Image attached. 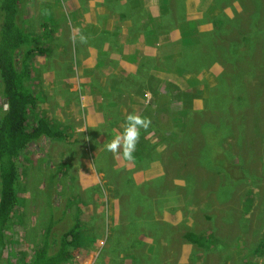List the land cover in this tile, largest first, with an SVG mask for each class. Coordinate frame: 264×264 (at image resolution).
Instances as JSON below:
<instances>
[{
  "label": "rangeland",
  "instance_id": "rangeland-1",
  "mask_svg": "<svg viewBox=\"0 0 264 264\" xmlns=\"http://www.w3.org/2000/svg\"><path fill=\"white\" fill-rule=\"evenodd\" d=\"M86 1L79 0L81 10ZM73 5L20 0L19 21L45 48L28 61L37 98L29 121L56 107L67 136L22 152L3 261L29 259L52 219L54 240L80 225V252L66 264H264V0H169V13L163 0H103L118 20L107 36L96 34L111 31L101 15L86 17ZM180 20L198 30L191 39L200 55L212 38L206 66L168 71L186 60L179 49L188 28ZM123 23L140 36L133 46H126ZM103 48L114 58L108 75L94 62ZM127 54L136 64L133 81L117 69ZM143 55L163 67L138 64ZM105 84L133 93H108L117 102L100 111ZM58 99L79 111L70 117ZM118 103L131 109L115 123ZM5 109L0 88V116ZM133 112L152 123L141 131L140 157L128 161L105 145ZM100 114L103 124L88 126ZM187 232L203 235V245L187 241Z\"/></svg>",
  "mask_w": 264,
  "mask_h": 264
},
{
  "label": "trees",
  "instance_id": "trees-1",
  "mask_svg": "<svg viewBox=\"0 0 264 264\" xmlns=\"http://www.w3.org/2000/svg\"><path fill=\"white\" fill-rule=\"evenodd\" d=\"M163 1L166 12L169 13V0ZM19 7L20 0H0V88L3 101L6 104V109L0 116V264H66L70 259L76 257L81 249L80 225L77 220L59 234L56 240L50 236L49 231L52 224H49L44 243L33 250L29 259L20 258L16 262L2 260L4 251L9 245L5 240L4 232L13 217V211L17 204L15 181L18 174L16 164L22 152L32 142L43 138L53 140L66 138V131L62 127L59 128L55 124L49 123L39 114H36L31 123L29 121V115L35 110L37 98L28 86L30 82L28 61L32 54L43 52L45 48L36 45L38 36L31 34L28 27L19 21ZM257 20L258 15L254 14L253 22L256 23ZM180 22L181 20L178 23ZM181 23L186 24L188 29L181 30L183 49H179V57L185 55L186 60L183 64L177 63L173 67H168V71H175L178 66L184 71H193V67L206 66L208 58L214 55L213 47L215 45L212 38L208 36L204 52L200 55L202 48L191 39V31L192 29L197 30L196 27L190 22ZM42 26L43 37H48L51 33L49 26L47 24ZM199 55L201 62L192 61ZM153 60V57L149 56L146 57L145 62ZM150 67L159 69L163 66L151 62ZM186 117L188 120L192 118V116L188 117V114ZM187 124L185 123L186 126ZM135 154L136 157H140L138 149ZM184 237L187 241L198 246L203 245L205 238L203 235L193 232L185 233Z\"/></svg>",
  "mask_w": 264,
  "mask_h": 264
},
{
  "label": "crops",
  "instance_id": "crops-1",
  "mask_svg": "<svg viewBox=\"0 0 264 264\" xmlns=\"http://www.w3.org/2000/svg\"><path fill=\"white\" fill-rule=\"evenodd\" d=\"M98 3L102 4L103 0H87L85 5H84V7L86 5H88L87 6L88 8H83L81 10V8H80L81 3L79 2V0H74V5L73 6L77 7L80 10V12L86 17L87 16H91V15H95V16H100L101 15V18H103L106 21V23L109 25V29L111 31L98 29L96 31V34L101 33L102 35H106L107 36V35H109V33H111V32L116 30V28L118 27V20L114 17L113 13L110 12V10H107L108 8L106 7V5H101V4H98ZM105 15H107V16H105ZM87 23H92V22L89 21ZM121 33H123L127 37V39L125 40V43H126L127 47L130 46V45L133 46L132 44L136 43L134 41H136L138 39V37H140V36H137L136 39L134 38L133 33H132V29H131V24L123 23L121 25ZM138 33L139 32H136V34H138ZM132 36H133V38H131ZM105 51H106V48H103L101 51L97 50V52L99 54V59L97 60L95 58L94 62L97 64V66H99L100 71L103 72V74H104V72L107 71L106 75H108V74L112 73V69L113 68L111 67V64H113V61L111 59H114V58L111 56V54L107 55ZM145 55H149V54H145ZM126 56H127V58H126L125 63L124 64L120 63V65L117 66V69L120 67V69H122V71L125 74V78L126 79L132 78V81H133L134 77H135V74H136V72H135L136 64H135L133 59H131V60L129 59L128 54ZM95 57H97V53H95ZM147 57H149V56H147ZM141 59L142 60L139 59L137 61L138 64L140 62L146 61V60H144L145 59L144 55L142 56ZM94 66H96V65H94ZM137 68H138V65H137ZM105 86H106V88L104 90V94H106L107 96H105L102 99V101H100L99 104L97 105V108H99L100 111H104L105 108H106V105H109L110 103L117 102L116 100H113L111 102V99H110V96H108V93L112 92L113 94H117V95L118 94H122L127 99L130 98V96H131V94L129 92L133 93V91H130L129 88H128V92H127V90H125L123 88H120V87L111 88L110 85H107V84H105ZM99 90H101V89H99ZM100 93L101 92H98V94H100ZM57 102H58L59 106H62L64 108V110H66L67 112H71L70 117L71 116L73 117L75 115V112L79 111V108L75 107L72 104H68V106H66V104L62 100H59V99L57 100ZM50 106H46V107H50ZM117 108H118V112H119L120 116L116 117L115 123H117V121L120 120V118L122 116L124 117L123 112H126L127 110L131 109V108H129V106H127L126 104H123V103H118L117 104ZM50 111H51V113H52V115L54 117H52V115H51V113L49 111H46L43 108H41V111L40 112L38 111V112H39L40 116L44 117L45 119H47L49 121V123L55 124L59 128L62 127L65 130L66 125H63L62 123H60V121L58 122V120L56 119V117H58L59 120L63 121V118L59 115V112H58L57 108L56 107H52L50 109ZM52 118L55 119V120L51 121ZM74 119L77 120L78 118L74 117ZM103 122H104V119H103L102 114H100V115H90V117L88 118V121H87L88 126H95V127L98 126V125H102ZM119 125H121V123H119ZM66 136H67V134H66ZM43 139L47 140V141L53 140V139H48V138H43ZM40 140H42V139H40ZM40 140H37L35 142H38ZM32 143H34V142H32ZM52 222L54 223V221H52V219H50L48 224H53ZM48 227H47V230H48ZM4 237H5V240H6L5 232H4ZM6 250H8V248ZM5 251H4V253H5ZM2 260H3V258H2ZM7 260H11V259H7ZM11 261L16 262L18 260H11Z\"/></svg>",
  "mask_w": 264,
  "mask_h": 264
},
{
  "label": "clouds",
  "instance_id": "clouds-1",
  "mask_svg": "<svg viewBox=\"0 0 264 264\" xmlns=\"http://www.w3.org/2000/svg\"><path fill=\"white\" fill-rule=\"evenodd\" d=\"M79 39L81 43H87L85 35L81 34ZM151 123V119L147 116L135 112L127 114L125 123L122 126L123 130L117 132L105 145L106 150L124 160H133L141 137V131H147Z\"/></svg>",
  "mask_w": 264,
  "mask_h": 264
}]
</instances>
